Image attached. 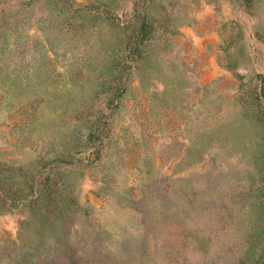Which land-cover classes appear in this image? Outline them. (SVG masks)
<instances>
[{
    "label": "rangeland",
    "instance_id": "rangeland-1",
    "mask_svg": "<svg viewBox=\"0 0 264 264\" xmlns=\"http://www.w3.org/2000/svg\"><path fill=\"white\" fill-rule=\"evenodd\" d=\"M0 264H264V0H0Z\"/></svg>",
    "mask_w": 264,
    "mask_h": 264
}]
</instances>
